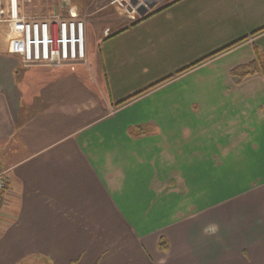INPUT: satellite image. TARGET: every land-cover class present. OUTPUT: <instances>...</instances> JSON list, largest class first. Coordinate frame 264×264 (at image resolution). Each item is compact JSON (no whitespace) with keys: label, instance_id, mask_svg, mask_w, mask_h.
<instances>
[{"label":"crops","instance_id":"1","mask_svg":"<svg viewBox=\"0 0 264 264\" xmlns=\"http://www.w3.org/2000/svg\"><path fill=\"white\" fill-rule=\"evenodd\" d=\"M131 1L141 20L87 38L90 92L22 66V0H0V264H264V77L237 71L264 55V0Z\"/></svg>","mask_w":264,"mask_h":264},{"label":"built area","instance_id":"2","mask_svg":"<svg viewBox=\"0 0 264 264\" xmlns=\"http://www.w3.org/2000/svg\"><path fill=\"white\" fill-rule=\"evenodd\" d=\"M132 13H135L134 8ZM38 18L18 16L12 18L9 29L11 51L17 53L26 64H29L25 65L27 67H30V64L40 66L57 58L59 64H67L66 66L74 71L76 66L70 64L86 59L87 55L86 20L74 8L69 10V16L66 18H60L57 15L45 19ZM63 68L59 66L52 69ZM7 192L8 173L6 170H0V207Z\"/></svg>","mask_w":264,"mask_h":264},{"label":"rangeland","instance_id":"3","mask_svg":"<svg viewBox=\"0 0 264 264\" xmlns=\"http://www.w3.org/2000/svg\"><path fill=\"white\" fill-rule=\"evenodd\" d=\"M113 1L114 0H108L107 2H105L103 4L102 3L103 1L101 2V0L100 1H98V0H22V5H23L22 11L24 13L23 16H25V17L29 16V17H39L38 19H45L49 16L57 15L60 18H66L69 16V10L71 9V6L73 8L77 7L80 14L86 20V23H87V38L90 36L92 38V40L93 39L95 40L93 42L94 46L96 47V45H98V47H99V44L101 45V42L105 38L112 36V33L114 30L118 29L119 27H121L123 25L130 24V22H133V21L137 22V21L141 20L142 17L144 16V15L141 16L139 14V12H137V11L135 13L124 12V11L121 12L114 5ZM65 2H67V3H65ZM130 13H132L131 14L132 18L129 17ZM8 29H10V24H8ZM107 30H108V32H107ZM102 36H103V38H101ZM252 36L253 35L251 33L250 37H252ZM66 38H70V37L66 36ZM89 39H88V41H89ZM245 40H243V41H245ZM96 41H98L99 43H97ZM243 41H241V42H243ZM249 41H252V40H247L246 42H249ZM246 42H244V43H246ZM240 43H238V44H240ZM238 44H236V45H238ZM253 45H254V43H253ZM86 53H87L86 59L70 64L71 66H76V69L74 71L71 70L69 66H66L67 64L66 65L63 63L59 64V59H57V58L53 59L50 62L42 63V64H40V66H43L46 68L63 66L64 67L63 69L64 70L66 69V73H70L73 76V78L76 79V81L80 80L79 77L81 74L84 76L86 75L85 78H88L89 81H85L84 80L85 78H83L82 81L85 84H87L89 82L88 84L90 86H88V90L90 92H92L91 90L95 88L96 81L95 80H94L95 82L91 81V76H92V74L93 75L95 74L94 67H95V64L97 63V61L99 60V58L95 57L93 60H91L90 56H88L87 50H86ZM256 58H257V54H256ZM263 58H264V55H263ZM21 60H22V58H21ZM21 64H22V66L28 68L25 65H29V64H26L23 60H22ZM65 66H66V68H65ZM31 67L33 68L34 66L33 65L31 66V64H30L29 68H31ZM255 67L261 68V64H259V63L257 64V62L254 61L251 65H248V66L243 65L242 67L238 68L237 71H240V73H242L243 71L246 72L249 69L252 70ZM64 73L65 72H63L61 74H64ZM257 74H260L263 76V74L260 72H258ZM250 75H252V74H250ZM240 77H243V76L240 75ZM244 77H246V76H244ZM151 86H153V85H151ZM151 86H149L150 88L147 87V88H149L148 90H150V89L153 90L154 86L153 87H151ZM147 88H145V89H147ZM155 88H156V86H155ZM145 89H143L137 93H140V92L144 91ZM148 90H146L145 92H147ZM145 92H143V93H145ZM137 93H135V94H137ZM107 94H108V91L103 92L104 99L102 101H104V103H106L105 104L106 106L109 105L111 107L109 109V111H110L109 113H111L116 108L115 106H118V102L117 103L111 102V100L108 98L109 95H107ZM131 96L132 95H130L129 97H131ZM106 112L108 113L107 110H106ZM170 198L173 199V196L171 193H169V196H166L162 199V206L165 207L167 203H174L175 204V201H171ZM167 199H170V200L166 201ZM139 200H141V199H139ZM139 206H142V205H139ZM169 207H171V205H169ZM174 209H175V207H171V208H169V210L167 212L172 211ZM145 210L146 209L143 206L137 209V211H145ZM127 217L132 222H138L139 219H143V216L140 215V213L138 215L136 214V215H131V216H127ZM151 227H152V225H151Z\"/></svg>","mask_w":264,"mask_h":264},{"label":"trees","instance_id":"4","mask_svg":"<svg viewBox=\"0 0 264 264\" xmlns=\"http://www.w3.org/2000/svg\"><path fill=\"white\" fill-rule=\"evenodd\" d=\"M262 31H264V27H261V28L255 30V31H253V32H252V35H256V34L262 32ZM246 38H247V36H246V37H243V38H240V39L234 41L233 43L228 44L227 46H224L223 48L217 50L216 52H214V53H212V54H209L208 56L203 57L202 59H200V60H198V61L192 63L191 65H189V66L183 68L182 70L178 71L177 74L182 73V72L186 71L187 69H190V68H192V67H194V66H197V65H199V64H201V63L207 61L208 59H210V58H212V57H214V56H216V55L222 53L223 51L232 48L233 46H235L236 44H238V43H240L241 41L245 40ZM256 54H257V58L255 59V61L257 62V64H258V63L261 64V68L255 67V68H253L252 70L249 69V70L246 71V72L243 71L242 73H240L241 76L244 77V76H247V75H250V74H254V73H258V72L262 73L263 76H264V58H263V54H262V52L259 51V50H256ZM252 63H253V62H252ZM252 63H250V64H248V65H251ZM248 65H246V66H248ZM171 77H172V76H170V77H168V78H165V79L161 80L160 82H157V83L154 84L153 86L159 85V84H161L162 82H164V81L170 79ZM153 86H151V87H153ZM149 88H150V87H149ZM149 88L145 89L144 91H142V92H140V93L134 94V95H132L131 97H128L127 99H125V100H122V101L118 102V105H121V104H123V103H125V102L130 101L131 99L137 97L138 95H140L141 93L145 92V91L148 90ZM167 247H168V243L166 242V240L162 239V240L160 241V248H162V249L165 250V249H167Z\"/></svg>","mask_w":264,"mask_h":264},{"label":"water","instance_id":"5","mask_svg":"<svg viewBox=\"0 0 264 264\" xmlns=\"http://www.w3.org/2000/svg\"><path fill=\"white\" fill-rule=\"evenodd\" d=\"M131 3L134 6H136L138 4L136 0H132ZM137 10L141 16H143L148 11V9L145 6H140L137 8Z\"/></svg>","mask_w":264,"mask_h":264},{"label":"bare ground","instance_id":"6","mask_svg":"<svg viewBox=\"0 0 264 264\" xmlns=\"http://www.w3.org/2000/svg\"><path fill=\"white\" fill-rule=\"evenodd\" d=\"M64 42H65V40H64Z\"/></svg>","mask_w":264,"mask_h":264}]
</instances>
